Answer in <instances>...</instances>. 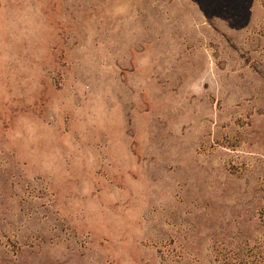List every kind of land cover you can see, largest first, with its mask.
I'll list each match as a JSON object with an SVG mask.
<instances>
[{"label":"rangeland","instance_id":"374dc122","mask_svg":"<svg viewBox=\"0 0 264 264\" xmlns=\"http://www.w3.org/2000/svg\"><path fill=\"white\" fill-rule=\"evenodd\" d=\"M0 264H264V0H0Z\"/></svg>","mask_w":264,"mask_h":264}]
</instances>
